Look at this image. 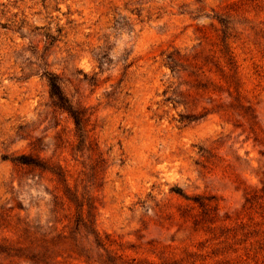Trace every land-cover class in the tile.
Listing matches in <instances>:
<instances>
[{"label":"rangeland","instance_id":"374dc122","mask_svg":"<svg viewBox=\"0 0 264 264\" xmlns=\"http://www.w3.org/2000/svg\"><path fill=\"white\" fill-rule=\"evenodd\" d=\"M0 264H264V0H0Z\"/></svg>","mask_w":264,"mask_h":264},{"label":"trees","instance_id":"16d2710c","mask_svg":"<svg viewBox=\"0 0 264 264\" xmlns=\"http://www.w3.org/2000/svg\"><path fill=\"white\" fill-rule=\"evenodd\" d=\"M203 69H202V73L204 74V75H206L207 77H208V79L209 80H212V82L211 83H214V82H216V83H220V81L222 80V81H224V82H226L225 80H224V76H223V74L222 73H218L219 72V69H217V70H213V68L212 67H202ZM220 72H222V71H220ZM219 76V77H218ZM48 81H49V85H50V88H51V93H52V95L53 96H55L57 99H59V101L61 102V104H64V103H62V101H63V95H62V93H61V89H60V85H59V83L57 82V80H56V78L54 77V76H52V75H50V76H48ZM235 82V81H234ZM215 83V84H216ZM234 84H236V82L234 83ZM217 85V84H216ZM205 89H209V87L208 86H206L205 85ZM212 92H213V94H215L216 92H217V90L215 89V88H212ZM228 95L229 96H232V92H228ZM64 106V105H63ZM69 112L72 114V116L74 117V119H75V121H76V123L77 124H81L82 122V119H81V116H80V113L79 112H77V111H74L73 109H69ZM23 158V160H25L26 162H30L29 161V159H27V157H22Z\"/></svg>","mask_w":264,"mask_h":264}]
</instances>
